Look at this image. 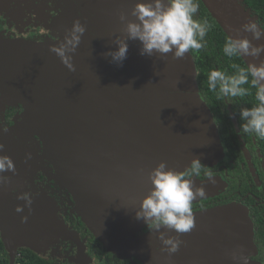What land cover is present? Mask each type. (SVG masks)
<instances>
[{"label": "water", "instance_id": "1", "mask_svg": "<svg viewBox=\"0 0 264 264\" xmlns=\"http://www.w3.org/2000/svg\"><path fill=\"white\" fill-rule=\"evenodd\" d=\"M52 1L60 12L43 23L53 40L0 37V116L7 108L23 109L12 119L13 126L0 132V144L22 157L26 152L31 156L12 159L15 174L4 173L10 183L0 186V241L9 264H17L21 249L41 257L42 248L53 240H79L55 219L52 209L43 210L41 202L17 213L25 201L13 197L14 179L20 180L24 171L48 173L75 201L80 199L83 222L120 260L234 264L231 254L236 251L247 257L248 264H262L252 259L258 254L254 226L239 204L194 214V229L180 234L184 243L172 256L161 251L159 233L138 236L146 225L135 219V212L151 187L147 175L152 169L165 162L169 169L184 172L194 159L212 167L227 157L214 115L201 94L196 64L191 52L184 59H173L172 53L141 56L139 41H128L122 66L110 62L105 53L117 50V36L125 38L119 14L135 20L131 10L148 0ZM200 1L226 37L235 36L249 20L257 22L240 0ZM77 19L86 31L72 54L75 71L70 72L49 49L63 41ZM244 35L251 39V34ZM241 59L245 66L258 64L264 53L256 61ZM31 141L33 150L21 148L20 142ZM192 180L206 192L193 203L214 196L211 181Z\"/></svg>", "mask_w": 264, "mask_h": 264}, {"label": "clouds", "instance_id": "2", "mask_svg": "<svg viewBox=\"0 0 264 264\" xmlns=\"http://www.w3.org/2000/svg\"><path fill=\"white\" fill-rule=\"evenodd\" d=\"M198 9L197 0H148L136 3L130 13L135 20H130L123 12L119 14L125 38L117 36L114 42L117 50L105 55L111 57V63L122 66L127 58L128 41H139L141 56L172 53L173 59H184L190 50L200 51L206 46L205 37L209 26L207 22L202 23L193 18ZM85 31L80 20H74L63 41L49 49L70 72L75 71L72 54ZM244 34H251V39ZM261 39H264V29L256 21L249 20L236 30L235 36L226 37L223 53L229 59L249 57L253 61L259 60L264 53V43L257 45L253 41ZM232 67L236 69L233 74L218 69L210 70L207 87L216 93L217 99L243 98L251 95L254 89V105L239 110V119L243 121L240 130L246 135L264 139V60H259L258 64L247 62L246 67L236 64ZM230 118H235V114ZM3 150L4 145L0 144V152ZM27 159H31L30 154ZM202 167L199 159H194L187 170L177 172L169 169L165 162H160L147 175L151 187L140 202L135 219L143 221L150 234L159 233L157 239L163 246L161 251L168 256L177 253L184 243L179 238L180 234L190 233L195 227L192 203L204 198L206 192L202 187H195L191 177L200 175ZM6 172L15 174L14 162L10 157L0 155V186L10 183V178L4 175ZM17 198L26 202L23 207L16 208L17 213L23 212L24 207L30 209L32 199L29 194ZM22 220L26 222L27 217H22ZM161 229L174 231L177 235L167 236ZM231 258L234 264H248L247 257L236 251L231 254Z\"/></svg>", "mask_w": 264, "mask_h": 264}, {"label": "flooded vegetation", "instance_id": "3", "mask_svg": "<svg viewBox=\"0 0 264 264\" xmlns=\"http://www.w3.org/2000/svg\"><path fill=\"white\" fill-rule=\"evenodd\" d=\"M59 12L58 5L52 0H0V37L30 42L53 40L48 30L44 28L43 22L44 20L49 22L51 18L57 17ZM256 18L264 24L262 19ZM225 103L228 106L230 102L225 100ZM22 112L21 107L7 108L0 116V132L8 131L13 126L12 119ZM235 131L239 146L234 142L229 146L224 144L226 159L212 167L203 165L200 175L191 177L201 182L211 181V191L215 193L211 198L192 203V211L196 214L230 204L242 205L249 213L256 235L258 231L256 225H259L260 218L264 216V155L254 135H250L249 141L245 142L241 131L236 127ZM15 141L17 143L19 140L15 138ZM20 145L21 148L34 149L32 141L24 144L20 142ZM8 151L5 149L0 155L12 154L11 159L28 157L27 152L22 157L21 154L18 155L17 150ZM31 174L24 171L19 174L20 180L14 179L16 187L13 190V197L29 194L32 202L42 203L43 210L52 209L55 219L67 226L79 239L76 243L52 239L51 244L42 248L41 258L54 264H126L125 260H120L107 252L85 225L81 217L84 210L80 199L75 201L67 190L61 189L47 177L48 173L37 171ZM148 232L145 226L138 236ZM252 259L264 264V261L260 260L259 251Z\"/></svg>", "mask_w": 264, "mask_h": 264}, {"label": "trees", "instance_id": "4", "mask_svg": "<svg viewBox=\"0 0 264 264\" xmlns=\"http://www.w3.org/2000/svg\"><path fill=\"white\" fill-rule=\"evenodd\" d=\"M199 4V9L194 15V19L200 22H207L209 30L205 37L206 46L200 51L190 50L194 62L196 64L198 72V85L203 96V99L208 104L211 109L215 123L218 126L219 133L223 144L229 146L231 142H234L237 146L239 143L237 141L236 129L240 130V125L243 123L239 119V110L241 107H252L255 103L254 100V89L251 90V95L243 98H225L217 99L216 93L209 91L207 87V75L210 70L218 69L226 71L228 74H233L236 69L232 67L236 64L240 67H246L242 59H229L223 53V46L225 43L226 35L218 26V24L212 19L208 11L205 9L200 0H197ZM241 4L247 9L253 17H258L264 21V0H240ZM257 19V18H256ZM262 29H264V24L257 19ZM248 87V86H245ZM225 100H229V106L231 107L232 114H235L236 126L230 118L229 107L226 105ZM241 131V130H240ZM243 139L249 141L250 135H246L241 131ZM257 140L258 147L261 153L264 155V139H260L254 135ZM264 209V208H263ZM261 221L256 227V235L254 237V244L257 246L259 251L260 260L264 261V216L260 218ZM126 264H131L130 261L125 260ZM0 264H9V258L5 251V248L0 241ZM17 264H54L47 261L36 254L32 253L27 249L19 250L17 254ZM133 264H140L137 261H133Z\"/></svg>", "mask_w": 264, "mask_h": 264}]
</instances>
